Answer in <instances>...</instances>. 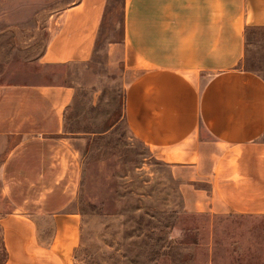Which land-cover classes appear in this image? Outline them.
Here are the masks:
<instances>
[{"label":"crops","instance_id":"0c3cea01","mask_svg":"<svg viewBox=\"0 0 264 264\" xmlns=\"http://www.w3.org/2000/svg\"><path fill=\"white\" fill-rule=\"evenodd\" d=\"M108 2L65 9L42 63L90 61ZM121 3L122 37L107 43L106 57L123 63L122 119L132 137L169 167L185 212L264 216V79L243 67L245 32L264 28V0ZM74 98L69 85L0 82L5 264L72 263L76 142L90 135L67 128Z\"/></svg>","mask_w":264,"mask_h":264},{"label":"rangeland","instance_id":"374dc122","mask_svg":"<svg viewBox=\"0 0 264 264\" xmlns=\"http://www.w3.org/2000/svg\"><path fill=\"white\" fill-rule=\"evenodd\" d=\"M77 1L0 0V82L72 86L67 128L90 134L76 142L81 176L68 209L80 223L71 264H264V216L185 212L169 167L130 134L123 63L106 57L107 43L122 37V0H109L90 61L42 63L62 12ZM243 67L264 79V28L246 30ZM10 211L0 185V215Z\"/></svg>","mask_w":264,"mask_h":264},{"label":"trees","instance_id":"16d2710c","mask_svg":"<svg viewBox=\"0 0 264 264\" xmlns=\"http://www.w3.org/2000/svg\"><path fill=\"white\" fill-rule=\"evenodd\" d=\"M1 245H2V250H3V255H2V259L0 260V264H5L6 259H7V254H6V250L3 247L2 240H1Z\"/></svg>","mask_w":264,"mask_h":264}]
</instances>
